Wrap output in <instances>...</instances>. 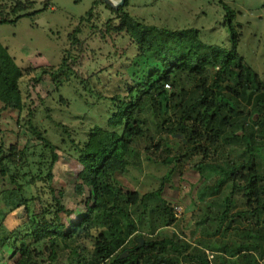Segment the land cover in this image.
Segmentation results:
<instances>
[{
	"label": "trees",
	"instance_id": "obj_1",
	"mask_svg": "<svg viewBox=\"0 0 264 264\" xmlns=\"http://www.w3.org/2000/svg\"><path fill=\"white\" fill-rule=\"evenodd\" d=\"M211 2L222 10L219 23L231 34L229 47L206 41L196 28H172L139 20L127 11L131 0L117 9L96 0L94 8L80 17L67 42L74 48L83 28H99L95 11L100 5L106 6L114 17L108 19L107 30L102 29V38L105 40L106 31L111 34L114 29L120 39H128L127 51L134 48L135 54L130 65L117 60L124 70H111L105 81L96 73L86 77L74 70L69 61L78 60L71 48L57 67L24 69L0 43V116L14 114L19 128L10 142L0 140V248L11 250L10 264H55L62 251H68L69 264H208L204 254L187 253L171 237L148 238L142 232L148 229L154 236L160 225L171 227L177 222L178 204L167 201L164 191L179 164L197 158L202 159L197 166L200 174L205 169H218L224 174L216 186L201 188V195L207 190L220 193L232 182V196L226 200L228 208L221 220L228 221V230L238 229L232 227L236 221L248 224L247 239L254 240L245 239L224 251L232 248L230 252L234 251L242 264L248 258L241 255L251 250L264 256V80L240 52L243 2ZM43 6L37 9L30 0H0V25L35 17L48 8L49 0ZM46 76L55 84L52 95L76 81L97 96V103H108L111 116L106 127L92 126L81 140L67 126L59 124L53 132L36 123L35 109L25 101L24 80L29 79V86L39 85ZM96 77L102 92L95 87ZM185 83L191 86L187 88ZM256 93L259 97L255 105L244 103L247 98L252 103ZM146 106L154 124L178 145L173 148L167 144L159 156L165 166L172 167L169 177H164L156 190L141 193L120 185L117 176L129 166L138 149L136 142L148 139L152 131ZM26 109L30 111L23 117ZM51 135L57 136L58 142ZM233 146L243 149L242 153L227 158L228 167L220 166L221 160L212 156L225 154ZM37 148L49 153L40 154L50 159L47 172L25 180L23 169L30 167L32 150ZM161 149L158 144L153 154ZM57 150L75 157L79 174L91 179L89 197L82 203L84 211L76 221L71 217L77 206H66L63 192L53 186ZM30 188L35 194H28ZM240 196L242 211L233 213ZM20 210L24 220L10 230L4 218ZM139 239L144 241L142 247ZM123 253H127L126 258H121ZM252 259L247 264H256V258Z\"/></svg>",
	"mask_w": 264,
	"mask_h": 264
},
{
	"label": "rangeland",
	"instance_id": "obj_2",
	"mask_svg": "<svg viewBox=\"0 0 264 264\" xmlns=\"http://www.w3.org/2000/svg\"><path fill=\"white\" fill-rule=\"evenodd\" d=\"M30 1L37 4V9L45 7L43 6L45 0ZM95 1L49 0L48 8L39 12L35 17L25 16L16 24L0 25V43L8 48L16 64L21 68L57 67L61 63L65 51L71 48L67 42L69 35L78 26L80 17L94 8ZM120 1L115 0L116 3ZM211 1L131 0L130 8L127 11L147 23L172 28L199 29L203 32V38L206 41L229 47L231 34L219 23L222 20V10ZM240 2H243L241 9L244 11L239 19L242 24L240 52L244 56L246 64L264 80V0H240ZM217 9H220V12H217ZM111 17L114 16L105 5L98 6L94 19L99 28H83L84 31L79 36L78 44L70 49L78 61L69 62L78 73L86 77L96 73L101 75L99 78L105 81L111 70H124L121 68V64L116 63L117 60L120 59L125 65H130L135 49L127 51L130 46L127 38L120 39L121 36H117L114 29L110 30L111 34L106 31V41L102 38V29L107 30V22ZM117 37L120 40H115ZM117 78L119 79L118 76ZM28 82L29 79L24 80L23 90L25 91L26 104L31 109H35L34 121L44 129L54 132L57 130L56 126L61 124L67 126L70 132L77 136H75L76 138L84 140L92 126L106 127L111 116V107L108 103H97V96L86 92L78 82L73 81L67 84L55 95H52L55 84L47 76L39 85L31 84L29 86ZM94 83L97 91L101 90L102 92L103 86L97 85V77L94 79ZM185 86L189 88L191 84L185 83ZM109 94L113 95L111 92ZM61 97L65 100L60 99ZM258 97L259 95L256 93L252 103L249 98L244 103L253 106L252 104ZM29 111L26 109L23 117H26ZM145 114L152 126L149 138L136 142L138 149H135L132 158H130L129 166L117 176L120 185L141 193L156 190L160 186L161 180L168 174L170 175L172 167L165 166L159 156L161 157L167 144L173 148L178 145L176 139L167 138L163 130L154 124L148 106H146ZM13 116L14 114L0 116V140L10 142L12 138L16 137L17 132L19 133L16 116ZM22 133L29 136L26 130H22ZM51 138L58 142L57 136L51 135ZM158 144H161L162 149L153 154ZM63 151L57 150L59 159L53 172V186L63 192V203L66 206H77L75 215L71 217L76 221L84 211L82 203L89 197L88 186L91 179L84 174H79L77 159ZM242 151L243 149L233 146L225 154L221 152V155L212 157L220 159V166L226 168L228 167L227 158L239 156ZM32 152H34V156L30 159V167L23 169L25 180H30L31 177L37 176L41 172L46 173V167L50 162V159L47 160L40 155L49 154L42 148L33 149ZM201 161V158H197L191 163L185 161L186 163L179 164L173 177L171 175V179H168L164 198L173 204H178L177 222L171 227L160 225L154 232V236L151 230L144 229L142 232L148 238L171 237L180 243L187 253H201L206 256L207 251H215L220 254L218 261H222L224 264H242L239 256L234 251L230 252L233 250L232 248H228L229 252L224 251L229 246L237 247L245 239L250 242L254 241L252 238L247 239L246 235L250 229L248 224L240 225V222L237 224L238 221H236L232 227L238 229L228 230V221L221 220L223 213L228 208L226 200L232 196L230 194L232 182L224 185L220 193L213 194L207 190L201 195V188L216 186L224 176L218 169H205L204 173L200 174L197 166ZM28 194H35V189L30 188ZM241 197H238L239 202L233 213L242 211L244 203ZM23 216V210L14 211L4 218L3 222L10 230L15 229L23 222ZM261 225L264 230V213L261 215ZM10 251L8 247L0 248V264H10ZM67 253L68 251H62L55 264H69ZM241 257L248 258L245 259L246 264L248 260L249 262L253 261L252 257L254 260L256 258V264H264V256L260 257L256 250H251V253L247 252Z\"/></svg>",
	"mask_w": 264,
	"mask_h": 264
},
{
	"label": "water",
	"instance_id": "obj_3",
	"mask_svg": "<svg viewBox=\"0 0 264 264\" xmlns=\"http://www.w3.org/2000/svg\"><path fill=\"white\" fill-rule=\"evenodd\" d=\"M104 1L107 5L111 6L112 8H119L120 6L124 5L126 0H121L120 2L116 3L115 0H102ZM139 242L141 243L140 244V247H142L144 245V241L143 239H139ZM127 257V254H123L121 256V258H126Z\"/></svg>",
	"mask_w": 264,
	"mask_h": 264
},
{
	"label": "built area",
	"instance_id": "obj_4",
	"mask_svg": "<svg viewBox=\"0 0 264 264\" xmlns=\"http://www.w3.org/2000/svg\"><path fill=\"white\" fill-rule=\"evenodd\" d=\"M178 217V212H177ZM180 217V216H179ZM219 253L215 251H207L206 252V259L208 264H222L220 261H218Z\"/></svg>",
	"mask_w": 264,
	"mask_h": 264
}]
</instances>
